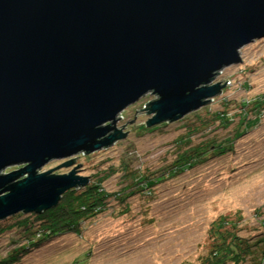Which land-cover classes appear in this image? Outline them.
<instances>
[{
	"label": "water",
	"instance_id": "95a60500",
	"mask_svg": "<svg viewBox=\"0 0 264 264\" xmlns=\"http://www.w3.org/2000/svg\"><path fill=\"white\" fill-rule=\"evenodd\" d=\"M261 37L264 0H0V220L85 184L81 163L53 169L124 137L117 115L144 95L148 127L208 104Z\"/></svg>",
	"mask_w": 264,
	"mask_h": 264
},
{
	"label": "rangeland",
	"instance_id": "374dc122",
	"mask_svg": "<svg viewBox=\"0 0 264 264\" xmlns=\"http://www.w3.org/2000/svg\"><path fill=\"white\" fill-rule=\"evenodd\" d=\"M239 51L242 61L218 71L212 83H227L205 106L178 120L162 122L155 130L143 131L139 127L150 114L147 109H136L156 98L148 93L118 113L116 127L124 124L121 132L129 130L124 137L102 149L73 155V165L53 169L67 174L81 163L75 168L79 176L95 183L101 179L100 186L108 194L105 207L82 219L79 233L58 234L46 244L26 250L11 264H208L211 225L222 215L241 217L238 235L245 250L258 240L264 248V111L245 128L247 124L240 123L245 111L239 107L242 99L250 102L264 93V37ZM224 109L230 119L226 127L214 116ZM247 116L249 120L255 117ZM231 137V143L224 145L227 149H213L216 142L222 144ZM207 144L212 146L193 166L169 174L177 153ZM68 159L51 160L38 171ZM20 166L7 167L4 172ZM141 177L158 180L143 189L136 184ZM19 243L9 234H1V260ZM258 262L246 256L236 264Z\"/></svg>",
	"mask_w": 264,
	"mask_h": 264
},
{
	"label": "trees",
	"instance_id": "16d2710c",
	"mask_svg": "<svg viewBox=\"0 0 264 264\" xmlns=\"http://www.w3.org/2000/svg\"><path fill=\"white\" fill-rule=\"evenodd\" d=\"M248 105L251 106L248 107ZM239 107L241 111H245L242 121L240 122L242 123L241 126L247 124V126H245V128H247L248 124H250L252 120L256 121V118L264 111V93L250 102L242 99ZM226 110L227 109L221 112L218 111L214 115L219 117V123L223 127L230 124V119L227 117ZM246 114H254L255 117L249 120ZM159 126L148 128L146 123H142L139 129L150 132ZM236 130H238V127ZM239 135L240 133H237L235 137L237 138ZM231 140L232 137L231 139H226L222 144L220 141L216 142L217 144L214 145L213 149H220L219 152H221L227 149L224 145L226 143H231ZM179 141L180 143L183 142L182 137ZM208 144H210V142ZM208 144L204 147L196 146L194 148H187L184 152L177 153L178 158L175 160L174 168L170 170L169 174H179L188 167L193 166L198 161V157L212 146ZM157 180L158 179L141 177L138 178L136 184L140 183L143 189H147V187L156 183ZM87 182L88 183L84 186L77 185L67 190L61 195L57 205L49 209L31 212L27 217V213L18 212L15 216L11 215L12 217H6L7 219L5 221L0 220V235L7 233L13 240H16L17 243L20 242V246L14 248L10 254H7L4 260H1L4 257H0V264L15 263L19 260L20 254H25L28 249L37 248L46 244L58 234L64 232L79 233L82 219L102 211L105 207L104 199L108 197V194L105 193L104 189L100 186L101 179L99 183H95L89 181L88 178ZM240 219V216H237L236 219H232L226 215H222L217 220L213 221L211 225V246L208 256L206 257L208 264H225L228 261L236 264L239 261H243L246 256H248V260L252 262L259 260L258 264H263L264 248L259 246L260 240L249 245L247 248L248 250L243 248V242L240 243L241 237L238 235V231L240 230L238 226ZM260 254L262 255L258 258ZM69 264L83 263L73 261Z\"/></svg>",
	"mask_w": 264,
	"mask_h": 264
},
{
	"label": "built area",
	"instance_id": "2783aa9c",
	"mask_svg": "<svg viewBox=\"0 0 264 264\" xmlns=\"http://www.w3.org/2000/svg\"><path fill=\"white\" fill-rule=\"evenodd\" d=\"M263 264H264V259H263Z\"/></svg>",
	"mask_w": 264,
	"mask_h": 264
},
{
	"label": "bare ground",
	"instance_id": "6f19581e",
	"mask_svg": "<svg viewBox=\"0 0 264 264\" xmlns=\"http://www.w3.org/2000/svg\"><path fill=\"white\" fill-rule=\"evenodd\" d=\"M182 118V117H181Z\"/></svg>",
	"mask_w": 264,
	"mask_h": 264
}]
</instances>
